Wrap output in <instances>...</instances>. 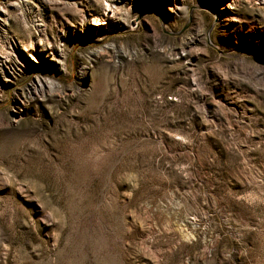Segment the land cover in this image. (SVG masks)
I'll use <instances>...</instances> for the list:
<instances>
[{"label":"rangeland","instance_id":"rangeland-1","mask_svg":"<svg viewBox=\"0 0 264 264\" xmlns=\"http://www.w3.org/2000/svg\"><path fill=\"white\" fill-rule=\"evenodd\" d=\"M0 264H264V0H0Z\"/></svg>","mask_w":264,"mask_h":264}]
</instances>
